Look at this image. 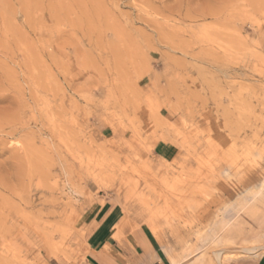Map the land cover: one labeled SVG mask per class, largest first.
Segmentation results:
<instances>
[{
  "label": "rangeland",
  "instance_id": "rangeland-1",
  "mask_svg": "<svg viewBox=\"0 0 264 264\" xmlns=\"http://www.w3.org/2000/svg\"><path fill=\"white\" fill-rule=\"evenodd\" d=\"M105 202L264 261V0H0V264L78 263Z\"/></svg>",
  "mask_w": 264,
  "mask_h": 264
},
{
  "label": "crops",
  "instance_id": "crops-1",
  "mask_svg": "<svg viewBox=\"0 0 264 264\" xmlns=\"http://www.w3.org/2000/svg\"><path fill=\"white\" fill-rule=\"evenodd\" d=\"M86 226L85 255L71 264H162L153 234L142 227L133 229L109 202L98 205Z\"/></svg>",
  "mask_w": 264,
  "mask_h": 264
},
{
  "label": "bare ground",
  "instance_id": "bare-ground-1",
  "mask_svg": "<svg viewBox=\"0 0 264 264\" xmlns=\"http://www.w3.org/2000/svg\"><path fill=\"white\" fill-rule=\"evenodd\" d=\"M245 253H252V250L250 249H246V250H243Z\"/></svg>",
  "mask_w": 264,
  "mask_h": 264
}]
</instances>
